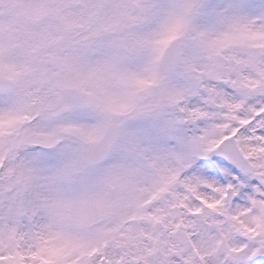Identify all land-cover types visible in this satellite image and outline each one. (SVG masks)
I'll list each match as a JSON object with an SVG mask.
<instances>
[{
  "label": "rangeland",
  "instance_id": "rangeland-1",
  "mask_svg": "<svg viewBox=\"0 0 264 264\" xmlns=\"http://www.w3.org/2000/svg\"><path fill=\"white\" fill-rule=\"evenodd\" d=\"M203 2L0 0V76L15 81L7 93L12 102L0 104L3 264H145L162 252L165 243L146 223V206L170 182L168 160L148 129L163 125L177 87L175 74L203 44L209 21L203 8L190 7ZM64 36L69 47L61 42ZM176 37L178 68L163 75L160 55ZM246 38L264 46V34ZM15 44L22 53L12 51ZM28 46L39 48L29 53ZM21 78L28 96L16 90L24 85ZM68 84L87 94L90 106L55 120L50 114L59 106L57 93ZM123 118L108 160L86 166L84 143ZM15 125L21 126L14 134ZM36 145L41 153L33 152Z\"/></svg>",
  "mask_w": 264,
  "mask_h": 264
},
{
  "label": "snow or ice",
  "instance_id": "snow-or-ice-1",
  "mask_svg": "<svg viewBox=\"0 0 264 264\" xmlns=\"http://www.w3.org/2000/svg\"><path fill=\"white\" fill-rule=\"evenodd\" d=\"M190 7L204 9L209 29L175 74L163 125L148 129L170 178L147 209L165 243L150 264H264V46L246 38L264 34V0Z\"/></svg>",
  "mask_w": 264,
  "mask_h": 264
},
{
  "label": "water",
  "instance_id": "water-1",
  "mask_svg": "<svg viewBox=\"0 0 264 264\" xmlns=\"http://www.w3.org/2000/svg\"><path fill=\"white\" fill-rule=\"evenodd\" d=\"M179 58V43L178 41H174L170 44V46L166 49L165 54L163 55L161 66L165 73L172 72L177 64ZM10 81H1L0 80V88H9ZM82 98L75 93L72 89H66L63 91V101L67 105L64 109L57 112V114L63 113L67 110L69 105L74 103H79ZM120 128V124H111L105 131V134L102 139L92 145H88L85 149V157L89 163H98L100 162L111 150L115 139L117 137L118 131Z\"/></svg>",
  "mask_w": 264,
  "mask_h": 264
}]
</instances>
